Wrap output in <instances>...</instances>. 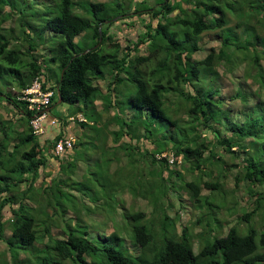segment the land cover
Here are the masks:
<instances>
[{"label": "trees", "instance_id": "16d2710c", "mask_svg": "<svg viewBox=\"0 0 264 264\" xmlns=\"http://www.w3.org/2000/svg\"><path fill=\"white\" fill-rule=\"evenodd\" d=\"M154 2L149 5L148 0H116L113 3L85 0L81 5L78 0H0V106L7 103L10 111L19 115L16 118L18 124L9 119L1 121L0 126L3 134L0 167L5 171L0 173V241L8 245L12 264H264V224L259 229L250 226L246 234L234 226L221 236L218 235L221 224L213 207V200L223 199L220 193L225 189L224 179L234 168L238 169L235 185L246 183L256 198V207L259 206V209L239 217L240 222L250 224L258 214L264 215L261 207L264 203V101L258 97L250 100L242 89L235 98L241 99L243 108L235 118L234 110L224 108L222 97L220 107L221 100L216 97L213 83L219 76L220 66L231 65L229 71H235L238 58L231 53L243 52L251 41L259 40L264 44V0ZM85 12L91 14V18L85 17ZM145 13L150 14L148 19L151 21L145 25L146 32L140 36L139 43L134 44V49L127 47L121 56L120 45L114 41L111 27L132 17L130 15L142 18ZM231 15L238 20L236 29L240 32L229 26ZM12 19L17 23L19 33L15 27H4ZM215 30H220L221 48L219 51L213 48L204 59L196 60L193 56L202 50L200 36ZM90 31L94 43L80 44L77 39L91 36ZM47 34L53 36L46 37ZM140 43L146 45L147 55L133 56V51H140ZM146 43H149L148 50ZM41 46L45 52L49 51L44 58L37 53ZM104 46L109 51H105ZM89 49L91 51L85 53ZM261 58L251 59V70H257V73L251 74V71L248 74L247 70L246 77L253 75L260 89L264 90ZM133 62L135 72L131 71ZM202 74L204 79L200 77ZM107 76L111 79L107 87L108 97H105L94 79L105 80ZM37 77L43 81L45 91H55L52 104L61 98L62 104L73 107L68 118L78 114L85 117L86 122H78L82 128L99 124L102 114L96 102L103 100V110L116 109L113 120L119 128L109 134L114 143H120L119 149L134 148L142 153V148L122 142L124 137L135 140V127L142 128L144 134L137 141L152 143L154 153L151 159L155 163L161 162L164 167L177 164L176 161L171 163L169 156H161L170 151L176 157H183V161L191 165L190 169L200 173L208 169L206 176L209 179L202 182L201 174L196 180L186 181L183 173L176 169L171 174L178 179L172 181L169 188L162 178L161 187L155 195H150L152 199L148 195L145 197L152 202L148 203L153 206L152 214L159 216L158 222L156 219L147 222L144 210L133 208L123 214L126 220L134 222V245L131 248L114 232L99 235L101 241L97 243L93 241L94 237H87V231L81 235L66 219L69 210H63L61 214L58 210L67 193L75 196L64 190L67 183L60 182L55 189L47 184L37 185L39 171L46 167L49 158L58 159L55 145L65 138L61 134L53 142L48 141L49 145H44L41 142L44 135L38 136L33 130V113L20 97ZM127 81L136 86L123 109L119 106L117 93L119 87L124 89ZM202 82H206L208 88L204 89ZM14 88L18 89L17 94H12ZM126 110H139L140 115L134 114L128 122ZM144 115L147 117L143 118ZM181 117L183 125L179 124ZM151 118L154 122L149 124ZM16 125L27 126L23 137L21 133L13 132ZM204 132L212 134L213 138ZM92 134L96 136L94 140L100 142L106 131L99 126ZM16 137L20 140L15 143ZM94 147L100 146L94 143ZM144 151L149 156L152 153L149 149ZM225 157L231 162L228 163ZM63 167L64 163L61 169ZM214 169H219L216 180L211 179ZM114 173L117 174L118 170ZM13 174L19 178L13 180ZM23 184L26 189L20 194L14 193L15 188ZM138 184L144 185L141 176ZM124 188L134 193L137 191L132 186ZM204 190L211 194L203 196ZM169 191L177 194L180 207L187 208L182 191L189 195L194 207L209 206L211 217L198 220V224H206L204 231L198 234V238L204 241L198 252L194 248V236L185 229L179 234L180 217L175 220L168 213L173 208L172 200L164 201L165 196L170 197ZM89 195V192L82 194L80 200ZM46 197L49 203L46 201L44 205L49 204L52 209L40 212L41 206L40 209L34 208V203L43 204ZM83 205L87 206L85 202ZM6 207L10 210L9 223H6ZM217 207L221 208V204ZM35 212L40 216L48 214L49 218L42 222ZM60 217L65 223L59 222ZM74 219L78 226L85 227L79 218ZM213 221L218 223L215 230L211 225ZM7 224L10 228L6 227ZM40 225H45V229ZM64 226L69 227L71 233L68 234ZM54 228L61 231L60 236L52 234ZM6 229L11 231L10 236L5 235ZM22 255L25 258L21 259Z\"/></svg>", "mask_w": 264, "mask_h": 264}, {"label": "rangeland", "instance_id": "374dc122", "mask_svg": "<svg viewBox=\"0 0 264 264\" xmlns=\"http://www.w3.org/2000/svg\"><path fill=\"white\" fill-rule=\"evenodd\" d=\"M78 1H80V4L82 5L85 0ZM89 1L113 3L116 0ZM148 2L149 5H154L155 3L154 0H148ZM246 10V12L248 13L249 9L246 8ZM84 16L87 18H91V14H87L86 12ZM130 16L132 17L117 22L110 29V32L114 37V41L119 43L120 45L119 54L121 56H123V51L127 47H133L134 49V44L139 43V41L141 40L140 36L146 32L145 25L151 22L148 19L150 17V14L147 13H145L142 18H140L136 14ZM118 19L119 18H117L116 21ZM230 19L231 22L229 26L235 29L234 31L237 30L240 32V29H236L238 20L232 15ZM11 26L15 27L16 32L19 33L18 25L14 21V19L9 20L4 24L5 28ZM256 28L258 32L262 33V31L258 27ZM90 33L91 36L89 37H86L84 39H77L80 44L87 43L88 45H92V43H94L92 38V31H90ZM219 33L220 30H215L203 33L200 36L201 40L199 44L202 47V50H200L193 56L196 60L204 59L213 48L219 51V49L221 48V39H219L218 37ZM52 36V34L46 35V37ZM250 43L251 45L246 50H243V52H237V54H234V52L231 53L232 56H236L238 58L236 63L237 65H234V68L236 66L235 71L231 73L229 71L231 65L224 64L218 68L219 76L215 77V82H213L217 90V93L215 92L217 94L216 97L220 98L221 100L220 107L223 105V99L225 101L224 108L234 110L233 115L235 118L237 116L239 117L238 111L243 108L241 99L235 98L237 93L242 89H245L244 91L246 92L244 94H247L250 100H254V98L258 97L264 101V90L260 89V84L253 79V75L250 77H246L247 70L249 72L248 74H250V72L252 71L251 59L253 57H262L261 64L264 68V44L260 43L259 40L251 41ZM146 44L148 50L149 43ZM104 47L105 51H109L106 46ZM255 49L257 50L255 51ZM139 50L140 51H133V56L147 55L146 45L140 43ZM38 51L39 52L37 53L41 58H44L49 54V51L45 52L44 47L42 46L38 49ZM135 70L136 65L133 62L131 71L135 72ZM255 73H257V70L251 72V74ZM200 77L204 79L203 74L200 75ZM110 79L111 77L109 76H107L105 80L94 79L95 85L100 88L104 96L106 95L105 97H108L107 87L109 85ZM135 86L136 84L127 81V84L124 85V89H122L123 86L118 88L119 90L117 96L120 98L119 106L121 108L124 109L127 107V97L131 94V92L135 91ZM202 86L204 89L208 88V84L206 82H202ZM17 92H19L18 89L14 88L12 94H17ZM174 102L175 106L177 107V100L175 99ZM96 103L98 111L102 114V118L99 124L90 125L91 127H86L85 129L76 123L71 125L72 131L78 143L74 152L75 156L73 155L70 161L67 160L63 162L62 160H66L68 154H65L63 156V159L49 158L46 167L39 171V181L37 185L41 186L42 184H47L51 186L52 189H55L60 182L67 183V187L64 190H66L67 192H73L75 196L67 193L66 198H63L61 201V204L63 206L58 210L60 214L63 212V210H69L68 213L70 216L67 215L66 219L70 220L69 223L71 228L77 229L81 235H84L85 231H87V237H94L93 241L96 243L98 241H101L99 239V235H110L109 233L114 232L122 238V241L126 240L125 242L128 244L129 248H131V246L133 247L134 245V222L126 220L123 215L124 212L129 210L132 211L133 208L140 211L144 210L145 212H147V222L152 220L154 221V219H156V222H158L159 216L155 217L154 214H152L154 209L153 206L151 207V204L149 203L152 199L151 196L155 195L158 188L161 187L159 185L163 184V179L164 183L166 182L167 186L170 188L171 182L178 179L176 175L171 173L172 171L179 169L183 173L184 179L186 181L196 180L202 174L203 178L201 180L202 182H205L209 179L206 176L208 169H203L202 173L198 172V170L190 169L191 165L184 162L183 157H176L173 152L170 151L164 152L161 156H169V159L176 161L177 164L171 162L172 164L164 167V164L161 162L155 163L151 159V157L153 158L154 153V146L152 145V143L149 141H137L138 138H140L144 134V130L138 127H135V140L131 141V139L124 137L122 139V142H128L132 146H138L139 148H142V153L136 151V149L134 148L126 150L115 147L106 148V145L104 144L110 143L111 141L113 142L112 136L109 133L111 131H116L119 128V126L113 120V117L116 114V109L112 108L105 111L103 110L105 105L103 100H97ZM72 108L73 107L68 104H59L58 101H56L50 106V111L48 112L49 121L51 118L62 119L67 117V115H70L73 112ZM125 112L126 115L129 114V119H126V121L128 122H130V118H132L134 114L136 116L140 115L139 110H135L134 112L126 110ZM145 117L147 116L144 115L143 118ZM16 118L18 119L19 115L17 116L15 112H11L9 106L7 107V103H4L3 106H0V126L1 121H7L9 119L15 121L16 124H18ZM182 121L183 117H181L179 120L180 125L184 124ZM153 122L154 119L151 118L149 124H152ZM99 126H101L106 131V135H103L100 142L98 140H94L96 136L95 134H92L93 130L98 129ZM26 131V125H23V127H17L16 125V128H14L13 130V132L21 133L22 137L24 135V132ZM204 133L207 134L209 138H213L212 134H209L208 132ZM2 138L3 134L0 133V140H2ZM18 140H20L19 137H16V139L14 140L15 143L19 142ZM94 143L98 144V146L100 147H94ZM13 144L14 143H12L9 147L10 150L12 149ZM46 145L49 144L47 143ZM146 149L151 150L152 153L150 156L145 154L144 150ZM226 160L228 163L231 162L230 158H226ZM60 162L64 163V171L63 169H61ZM113 170H118V173L115 174ZM218 170L214 169V177L211 179L216 180L217 174L219 173ZM3 172L5 173V171L0 167V173ZM237 172L238 169L234 168L227 172V177L226 179H224L225 189L223 193H220L223 199L213 200L214 210L217 211L216 217L221 224L218 235L221 236H225L228 230L234 226L238 227L241 233L246 234L250 226L255 229H259L262 228L264 224V215L262 214H258L257 216H255L250 224L240 222L239 217L248 212H252L255 209H259V206L256 207V198L253 196V194H251V191L249 190V187L246 183L240 182L238 186L235 185V177L237 175ZM139 176H141V179L144 182V185L142 186L138 184ZM18 178L19 177L16 174L12 175L13 180ZM122 179H124L125 182L122 181ZM125 186H132V188H136L137 191L135 193L131 190L128 191L124 188ZM90 188L92 189V191H90ZM25 189L26 186L25 184H23L20 186V188H15L14 193L20 194V192ZM77 192L78 195H76ZM86 192H89V197H86L85 200L81 201V195ZM33 193H35V191H33ZM92 194H96V196H92ZM167 194L170 197L165 196L164 201H167L168 199L172 200L173 202V208L168 210L169 215L174 216L175 220H178V217H180L181 220H179L180 223L178 222L179 234H182V230L185 229L187 230V233L189 235L191 234L192 236H194V248L195 251L198 252L201 246L204 245V241L198 238V234L204 231V226L206 225L205 222H201V224H198V220L201 219V217H211L209 206L205 205L201 207H194L190 202L189 195L182 191V194L184 195L183 200L185 201L184 203L187 206V208H183L180 207L181 202L176 199L177 194L173 195L171 191H169ZM210 194V191L204 190L202 192L203 196H209ZM146 196L149 197L150 200H148V198L146 199ZM96 200L97 203H94ZM46 201H48L49 203L48 197H46V200L43 202V204L34 203V208L40 209L41 206L40 212L44 210L46 212L48 209H52L51 207H48L49 204H47V206L45 207L44 203H46ZM84 202L87 206L83 205ZM220 204L221 208L217 207ZM54 206L55 204L52 207ZM89 206L92 207V211L89 209ZM261 207L262 209L264 208V203L261 204ZM4 211L6 212V223H9V207H6ZM72 215L73 217H71ZM35 216L38 217L42 222L44 219L49 218V215H45L44 213L40 216L37 212H35ZM74 218H79L81 221H83L82 226L85 227H81L80 225L78 226V221H76ZM58 219L60 223L64 222L63 217H60ZM211 225L213 230H215L218 226V223L213 221ZM40 226L42 229H45V225ZM6 227L10 228V224H7ZM64 227L68 234L71 233L69 227ZM11 234L12 233L9 229L5 230L6 236H10ZM52 234L60 236L61 231L57 228H54ZM208 237L209 236L207 235L206 238L208 239ZM44 242H47V239H45ZM23 258H25V255H22L21 259ZM0 264H12L9 247L3 241H0Z\"/></svg>", "mask_w": 264, "mask_h": 264}, {"label": "built area", "instance_id": "2783aa9c", "mask_svg": "<svg viewBox=\"0 0 264 264\" xmlns=\"http://www.w3.org/2000/svg\"><path fill=\"white\" fill-rule=\"evenodd\" d=\"M55 91L49 89L44 90L43 81L37 77L33 83L23 91L20 100L27 103V109L32 112L31 125L36 135L43 136L45 134L44 122L48 119V108L52 104V97ZM78 120L86 122L83 115L69 118V121ZM52 125L57 123V120L51 121ZM75 145L74 138H62L55 145V154L62 156L65 152L72 150ZM173 162V160H170Z\"/></svg>", "mask_w": 264, "mask_h": 264}, {"label": "crops", "instance_id": "0c3cea01", "mask_svg": "<svg viewBox=\"0 0 264 264\" xmlns=\"http://www.w3.org/2000/svg\"><path fill=\"white\" fill-rule=\"evenodd\" d=\"M49 111H50V107L48 108V112ZM68 116L69 115H67V117L62 118V119L51 118L50 121H49V116H48V119L44 122L45 134H44L43 138L41 139V142L44 145H46L48 141L53 142L58 137V135H61V134H63L65 136V138H74V140H75L74 148L72 150H69L68 152H66V154H68V155L66 157V160L64 159V160H62V162L67 161V160L70 161L72 159L73 155L75 156L74 152H75V149H76L77 144H78L77 140L75 138V135L72 131L71 125H73L74 123L78 124L79 121L78 120H75L77 122L69 121ZM75 116H72V117H75ZM52 120H57V123L52 125V123H51ZM104 145H106L107 148H113V147L118 148L120 143H114L111 141L110 143H106ZM63 156L58 157V159H63ZM62 162H60V163L62 164ZM113 171H115V170H113Z\"/></svg>", "mask_w": 264, "mask_h": 264}, {"label": "water", "instance_id": "95a60500", "mask_svg": "<svg viewBox=\"0 0 264 264\" xmlns=\"http://www.w3.org/2000/svg\"><path fill=\"white\" fill-rule=\"evenodd\" d=\"M101 27V26H100ZM100 34H101V36H102V29L100 28ZM102 42V37H101V39H100V43ZM100 43H99V45H100ZM98 46H96L95 48H97ZM89 51H91L90 49L89 50H87L85 53H87V52H89ZM59 96H60V94H59ZM58 103L59 104H61L62 103V100H61V98H59V101H58Z\"/></svg>", "mask_w": 264, "mask_h": 264}, {"label": "clouds", "instance_id": "9594fccd", "mask_svg": "<svg viewBox=\"0 0 264 264\" xmlns=\"http://www.w3.org/2000/svg\"><path fill=\"white\" fill-rule=\"evenodd\" d=\"M47 112H48V110H47ZM79 115V114H78ZM78 115H76L75 117H77ZM82 115V114H81ZM71 118V117H70ZM85 118V117H84ZM60 157V156H59Z\"/></svg>", "mask_w": 264, "mask_h": 264}]
</instances>
